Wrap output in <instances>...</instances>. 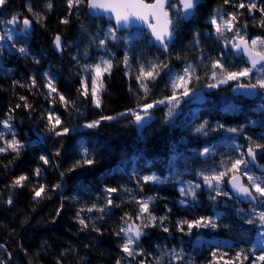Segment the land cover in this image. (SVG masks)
<instances>
[{
  "label": "trees",
  "instance_id": "trees-1",
  "mask_svg": "<svg viewBox=\"0 0 264 264\" xmlns=\"http://www.w3.org/2000/svg\"><path fill=\"white\" fill-rule=\"evenodd\" d=\"M239 2L229 0L226 4L225 0H204L189 21L179 16L175 9L171 10L176 38L168 52L157 48L145 29L137 28L117 32L119 39H109L107 50L101 49L98 39L104 38L108 27H114L113 23L103 17L91 16L84 5L73 7L69 12L67 0H51V9L46 7L49 0H6L0 6V27L13 16H18L21 21L20 29L24 17L33 24L26 37L16 35L13 41L6 40L0 50V121L11 116L12 131L25 145L18 153H0V245L3 246L0 247V262L116 264L120 260L121 264H140L141 261L156 264L157 257L163 256V264H225L226 261L251 264L264 251V241L258 236L264 229L251 212L254 207L257 212L264 211V202L244 204L232 196L226 185L231 174L224 177L221 185L229 196L216 195L197 175L198 172H219L230 166L221 162L238 158L240 152L247 151L249 144L264 145V103L260 97L249 99L233 90L238 84L249 83V78L229 81L216 88L207 87L209 83H216L211 79L214 60L220 59L230 71L248 66L225 47L224 38L215 34L210 23L214 14L227 18L228 13H238L234 24L242 34L246 33L249 42L254 37H264V27L259 23L262 14L258 10L264 7V0H257L254 15L249 14L247 7L238 8ZM170 3L176 5L178 1L171 0ZM29 6L32 12L28 11ZM36 14H40L39 20ZM65 18L69 22L61 23ZM57 35L62 38L61 53L53 48ZM226 36L230 38L233 33L228 32ZM94 37L98 39L94 40ZM21 46L27 48V54L18 51ZM126 54L128 66L123 63ZM101 58L110 59L113 67L110 74L105 73L102 77L101 107L97 108L90 94L81 95V80L89 77V71L83 66L94 65ZM150 63L167 64L168 67L148 82L149 93L145 96L136 76L141 64L147 70ZM189 64L195 67L189 84L194 90L193 95L181 100L167 122V102L151 109L154 119L140 135L131 122V114L118 115L136 108L138 103L171 96V80L182 74ZM46 72L57 92L73 103L65 107L56 93L51 98L47 96ZM261 75L264 74L254 70L251 82ZM32 78L36 80L34 87L30 86ZM197 91L205 97L202 103H193ZM258 91L260 96L264 95V90ZM21 96L26 97V101L21 100ZM25 103L30 107L25 108ZM50 110L59 114L62 126L72 131L61 137L47 132L45 117ZM102 116L116 118L102 120L95 128L84 127ZM204 121L208 122L207 135L196 133L194 129ZM242 126L240 132L228 131ZM0 131L6 133L5 139H12L2 124ZM81 145L90 150L95 163L69 171L81 159ZM0 146H3L2 142ZM205 147L212 151L199 156ZM42 155L48 158V164L40 160ZM177 156L179 159L174 164L173 158ZM256 161L264 166V149L257 150ZM37 168L40 169L39 176L34 174ZM248 168L250 175L264 177L251 163ZM153 174L168 179L165 183L140 180ZM20 175L28 177L24 186L12 187L13 179ZM188 181L201 185L195 199L180 194V185ZM40 185L45 186V194L34 200V190ZM54 185L60 187L54 188ZM107 188L120 190L111 194L113 204L118 206L107 208L105 213L95 209L88 212L94 204L97 207L105 205ZM212 196L216 199H211ZM149 197H153L149 212L166 219L163 226L158 223L144 228V234L134 246L140 254L128 257L121 249L124 237L116 232L123 226L122 217H131L129 223L135 220L139 211L136 201ZM9 198L11 204L7 203ZM182 199L186 200L185 204H181ZM78 212L88 224L87 228L80 225ZM218 214L216 228H193L191 233L186 227L184 232L177 229L179 220L215 218ZM249 218L255 223L249 224ZM136 223L140 224V221L136 220ZM164 227L169 231H163ZM254 246V251H248ZM173 249L183 250L182 261L164 256ZM241 249H245L248 260H243V256L240 260L234 259ZM213 252L217 253L215 260Z\"/></svg>",
  "mask_w": 264,
  "mask_h": 264
},
{
  "label": "snow or ice",
  "instance_id": "snow-or-ice-1",
  "mask_svg": "<svg viewBox=\"0 0 264 264\" xmlns=\"http://www.w3.org/2000/svg\"><path fill=\"white\" fill-rule=\"evenodd\" d=\"M6 0H0V6L5 4ZM229 0H225L227 4ZM198 0H178V4L173 5L170 3V0H152L151 3H147L146 0H67V5L69 8V12L73 9V7L79 8L81 5L86 6L91 15L94 16H108L109 20H114L116 27H112L111 25L105 32L103 39H98V37H94L93 39H98L99 47L101 49L107 50V42L109 39L116 41L119 39L117 36L118 28H126L128 25L134 22H140L141 25L146 24L148 29L151 32V36L154 38L156 42H158L159 46H161L165 51L168 50L169 45L173 39V33L175 30L174 22L171 18L170 11L175 9L177 14L182 18H187L192 10L197 6ZM238 8L243 9L247 7L250 15H254V10L258 8L257 0H248L247 4L245 0H240L239 4L236 5ZM49 9L53 7L51 0L46 5ZM262 14V19L259 22L261 27H264V7H260L258 9ZM28 11L32 12L33 9L31 6L28 7ZM37 19L39 20L40 14H36ZM238 13H228V17L225 18L223 15L214 14L211 17L210 23L215 31V34L219 38L225 39V47L231 46V49L235 50L236 53L242 54L247 57V63L249 66L241 68L239 71H230L225 67L223 63H221L220 59H216L212 63V76L211 79L216 80V83H209L207 85L208 88H216L220 84H227L229 81H238L241 78L248 77L249 83L247 84H238L237 89H261L264 90V75L259 76L255 79V82H251L252 73L255 70L258 73L264 74V37H254L249 40L247 39L246 33L242 34L240 28L236 27L234 21L237 19ZM18 16H13L10 20L7 21L8 25H15L18 21ZM69 21L67 18L62 19L61 23L67 24ZM32 21L27 17H24L22 20L23 29L17 33L15 28H10L6 30L5 33L0 34V42L5 40L13 41L16 38V35L27 36V32L30 29ZM228 32H232V37H227L226 34ZM198 43V40H197ZM54 45L57 50H62V39L60 35H57L54 38ZM14 47V45H12ZM3 44L0 43V50H2ZM18 51L21 54H27V48L21 46L18 48ZM220 56L223 57L224 53L221 52ZM39 63V61H36ZM123 63L128 66L129 65V57L126 54L123 60ZM86 71L92 72L90 85L88 78H84L81 80V95L88 96L89 94L92 96L93 104L95 107H101L100 100V92L103 90V81L102 77L105 73H109L111 68L113 67L112 61L110 59L101 58L100 62L94 65H84L83 66ZM167 64H159V63H150L146 66L144 64L140 65L139 75L136 76V80L139 83L141 89L144 90V95L147 96L149 93L148 82L153 81L159 76L160 72L167 68ZM195 73V67L191 64L184 67L182 74H177L171 80V88L172 95L168 97H164L159 100H154L152 102H144L138 103L137 107L134 109H128L126 112L119 113V116H125L127 114H131L133 117L132 123L137 125L138 128H142L143 125L151 118V109L156 107L157 105L168 104V112L166 113L165 120L166 122L175 114L176 108L179 106L181 100L185 97H190L193 95L194 90L189 87L190 82L193 79V74ZM45 77H48L47 83L45 85L46 88L49 89L47 96L49 98L52 97L53 93H56L59 96V101L67 107L69 104L73 103L66 99L63 94L57 92L56 87L54 86V82L46 72L44 73ZM195 79H199L198 76ZM36 85L35 78H32L30 81V86L34 87ZM23 86V85H21ZM131 90V89H130ZM179 92V95L177 93ZM246 96H252L256 93L253 91H245L243 93ZM21 100L26 101V97L21 96ZM50 102H52L50 100ZM17 108L20 107L19 104L16 105ZM25 108H29L30 105L25 103ZM11 111V110H10ZM116 117L113 116H102L98 120H94L88 122L84 125L87 128H95L98 127L102 120H113ZM46 124L45 129L47 132L61 137L67 135L72 129L68 127H63V121L59 114H56L53 111H49L45 117ZM11 116H8L7 119L0 121V124L3 125V128L7 130L8 133L12 135L11 140L5 139L6 133L4 131H0V142L3 143V146H0V153L4 152H16L18 153L21 148L25 147V145L16 138V134L12 131V124L10 123ZM207 121L201 123L197 128L194 129L196 133H202L207 135ZM218 127H223V125H218ZM243 130V126L240 129L230 128L229 132L237 133ZM251 138H249L250 140ZM258 149H264V145L262 144H249L246 152H240L239 157L236 159L229 158L228 161H222L223 164L230 165L225 167L223 170L216 172L213 170L210 173L198 172L197 175L202 177L204 185L210 189L215 191L216 195H224L229 196V192H225L222 190L221 185L224 181L225 176H229L228 184L231 187V191L237 194L239 198L248 200L249 202L261 201L264 202V177L250 175L249 172L251 169L248 168L250 162H254L257 155ZM237 150H239L237 146ZM212 149L205 147L203 148L198 155L205 156ZM59 154V150L57 151V155ZM81 159L77 160L69 171H74L77 167L83 166H91L95 163L92 158V154L90 150L81 145L80 149ZM179 157L173 158V163L177 161ZM40 160L44 162V164H48L49 160L45 156H40ZM235 173H241L242 175H237ZM35 175L39 176L40 169H35ZM64 173H61L63 176ZM243 177H247L248 183H244ZM28 179L27 175H20L15 177L12 182V187H23L24 182ZM166 178H161L156 175H147L140 178L144 183L153 182V183H165L167 181ZM138 184L140 181L137 182ZM54 188L60 187V185H54ZM201 187L200 184H194L192 182H187V186H181L179 188L180 194L182 197L191 196L193 199L196 197V190ZM106 193L108 194V198L105 201V205L103 207H97V205H92V207L88 208L87 211L91 212L93 209L100 213H105L107 208L112 206H118L113 204V200L111 198V194L120 191L116 188H107ZM45 194V186L40 185L38 189L34 190L33 199H39ZM215 200L216 196L210 197ZM153 199V197H149L147 199L137 200L136 203L139 205V211L137 212L135 220H132L131 223L128 220H131V217L125 219L122 217L123 226L116 232V235L123 236L124 242L121 244V249L124 254L128 257H135L140 253L137 252L135 245L138 244L140 237L144 234L143 229L147 227H154L158 223L163 226V221L166 217L157 218L149 212V203ZM8 204L12 203L11 198L7 201ZM186 200H181V204H185ZM83 211V209L81 210ZM251 212L256 215L259 219V223L262 229H264V211L257 212L256 208H252ZM59 214V213H58ZM127 216V214H125ZM77 218L79 220L82 228H87L88 224L85 222L83 218H80V213H77ZM219 218V214L217 217H200L196 220H179L177 221V229L181 232L185 231V227L187 231L191 233L193 228H201V227H212L216 228V219ZM136 220L140 221V224L136 223ZM249 224L255 223L252 218H249L247 221ZM96 231H100L99 228L95 229ZM163 231L167 232L169 229L167 227L163 228ZM260 241H264V231L258 233ZM259 242V241H258ZM0 247H3L0 245ZM255 250V246L253 249H249L248 251L252 252ZM213 259L215 260L217 253H212ZM241 256H243V260H248L249 257L245 254V249H241L235 255V260H240ZM171 259L173 261H182L184 259L183 250L177 252L175 249L171 250ZM264 261V251L251 262V264H259V262ZM3 264V262H0ZM116 264H121L120 260H117ZM140 264H144L143 261ZM156 264H163V256L158 257L156 259ZM225 264H231V261H226ZM243 264V261H241Z\"/></svg>",
  "mask_w": 264,
  "mask_h": 264
},
{
  "label": "water",
  "instance_id": "water-1",
  "mask_svg": "<svg viewBox=\"0 0 264 264\" xmlns=\"http://www.w3.org/2000/svg\"><path fill=\"white\" fill-rule=\"evenodd\" d=\"M177 1H178V0H177ZM146 2H147V3H151L152 0H150V1L146 0ZM170 2H171V0H170ZM203 2H204V0H198L197 6H198L200 3H203ZM197 6L195 7L194 10H192L191 14H190L187 18H183L185 21H189V20L194 16V13H195V11H196ZM87 10H88V13L90 14V11H89L88 8H87ZM90 15H91V14H90ZM170 15H171V13H170ZM91 16H93V17H103V18H105L106 20L112 22L113 25H114V27H116L114 20H109L108 16H106V15H105V16H94V15H91ZM22 27H23V24H22ZM32 27H33V24L31 23L30 29H31ZM134 28H137V29H145V30L150 34V36H151V32H150V30L148 29L147 25H146V24L141 25V23L138 22V21H137V22H134V23H132V24H130V25H128L126 28H118L117 32H121V31H131V30L134 29ZM30 29H29V30H30ZM175 38H176V33H175V31H174V33H173V39H172V41H171V43H170V45H169V48H168L167 51H165L161 46H159L158 42H156V41L154 40V38L151 36V39H152L154 45H155L157 48H159V49H161L162 51H164V52H168V51H169V49L171 48L172 43L174 42ZM61 39H62V38H61ZM53 48H54V50H55L56 52H58V53H61V52H62V50H57V49H56V47H55V45H54V41H53ZM226 48L230 49V50L232 51V53L234 54L235 57H237V58H242V59L244 60V62L248 65V63H247V57H246V56H243L242 54L236 53L235 50L231 49V46H230V45H229L228 47H226ZM248 66H249V65H248ZM233 90H234V92H235L236 94L241 95V96H244V97L249 98V99H256V98H258L259 95H260L258 89H255V90H252V89H237V85L233 88ZM245 91H253V92H255L256 94H255V95H252V96H246V95L243 94ZM260 98H261L262 102L264 103V95H261ZM204 99H205V97H204L203 94H202V95H199V96H197V97L193 100V103H202V102L204 101ZM153 119H154V117L151 115V118L148 119V121L143 125L142 128H138V126L134 124V127H135L137 133H138L139 135L142 134L143 129H144L146 126H148V125L152 122ZM250 163L254 166L255 170H256L258 173H262V174H264V166L260 165V164L256 161V159H255L254 162H250ZM235 174H237V175H242L241 173H235ZM229 179H230V177H229ZM229 179H228V180H229ZM228 180H227V184H226V185H227V189L230 191V193L232 194V196H234L235 198H237L239 201H241V202L244 203V204H256V203H257V201H256V202H249L248 200H245V199L239 198V197L237 196V194H235L234 192L231 191V187H230V185L228 184ZM243 181H244V183H246V177H243ZM246 184H247V183H246ZM141 237H142V236H141ZM141 237H140V239H141ZM140 239H139V240H140Z\"/></svg>",
  "mask_w": 264,
  "mask_h": 264
},
{
  "label": "rangeland",
  "instance_id": "rangeland-1",
  "mask_svg": "<svg viewBox=\"0 0 264 264\" xmlns=\"http://www.w3.org/2000/svg\"><path fill=\"white\" fill-rule=\"evenodd\" d=\"M19 24H21V21L18 19V21H17V23L13 26V25H8L7 24V21L0 27V34H3V33H5L6 32V30H8V29H10V28H15V30H16V32L17 33H19L23 28H18V25ZM6 41V40H5ZM5 41H3V42H0V43H4ZM92 72H88V74H87V76H89V77H87L88 79H90L91 80V76H92ZM202 93L200 92V91H197V92H195V94H194V96H195V98L197 97V96H199V95H201ZM189 182V181H188ZM193 183V182H192ZM194 184H197V183H194ZM187 186V182H185V183H183V184H181L180 185V187L181 186ZM164 256L165 257H167L168 259H171V252H165L164 253ZM160 257V256H159ZM158 258V257H157Z\"/></svg>",
  "mask_w": 264,
  "mask_h": 264
}]
</instances>
